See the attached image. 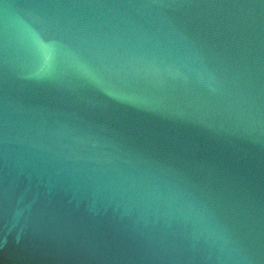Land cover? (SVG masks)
Instances as JSON below:
<instances>
[{
  "label": "water",
  "instance_id": "obj_1",
  "mask_svg": "<svg viewBox=\"0 0 264 264\" xmlns=\"http://www.w3.org/2000/svg\"><path fill=\"white\" fill-rule=\"evenodd\" d=\"M0 264H264V0H0Z\"/></svg>",
  "mask_w": 264,
  "mask_h": 264
}]
</instances>
